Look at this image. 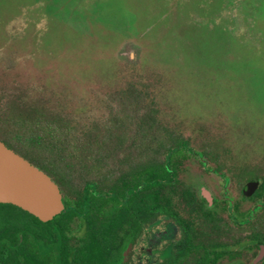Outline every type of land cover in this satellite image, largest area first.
<instances>
[{"label":"rangeland","instance_id":"obj_1","mask_svg":"<svg viewBox=\"0 0 264 264\" xmlns=\"http://www.w3.org/2000/svg\"><path fill=\"white\" fill-rule=\"evenodd\" d=\"M40 1L46 29L35 26L31 12L20 15L27 26L9 29L12 16L0 1L1 100L78 120L100 117L131 70L130 58L157 81L162 115L184 131L194 151L206 136L221 138L237 161L261 159L264 0H125L131 27L118 0L25 2ZM192 155L180 178L195 188H225Z\"/></svg>","mask_w":264,"mask_h":264},{"label":"trees","instance_id":"obj_2","mask_svg":"<svg viewBox=\"0 0 264 264\" xmlns=\"http://www.w3.org/2000/svg\"><path fill=\"white\" fill-rule=\"evenodd\" d=\"M0 1L12 16L9 29L27 26L22 17L28 12L38 16V29H46L43 1ZM117 4L131 27L133 12L125 0ZM125 60L131 70L124 71V81L100 117L78 120L37 104L0 99V140L57 183L65 207L43 222L16 205L0 203V260L5 264H118L120 224L133 227L150 207L171 204L178 190L194 188L178 177L194 153L190 138L162 115L157 81L145 77L133 59ZM198 152L238 189L258 180L253 196L263 195L264 154L257 162L237 161L221 138L206 136ZM249 220L264 221V197ZM252 240L264 242V236L253 233Z\"/></svg>","mask_w":264,"mask_h":264},{"label":"flooded vegetation","instance_id":"obj_3","mask_svg":"<svg viewBox=\"0 0 264 264\" xmlns=\"http://www.w3.org/2000/svg\"><path fill=\"white\" fill-rule=\"evenodd\" d=\"M198 163L203 174L214 169L208 161L203 163L199 158ZM216 175L224 184L227 175L222 172ZM244 184L240 189L232 188L231 195L225 188L178 190L171 204L150 207L143 214L144 220L133 227L121 223L117 263L255 264L264 242L253 241L252 234L264 236V221L253 222L249 216L251 209L263 199L264 192L260 197L253 196L255 191L246 195ZM74 231L82 232L81 227Z\"/></svg>","mask_w":264,"mask_h":264},{"label":"water","instance_id":"obj_4","mask_svg":"<svg viewBox=\"0 0 264 264\" xmlns=\"http://www.w3.org/2000/svg\"><path fill=\"white\" fill-rule=\"evenodd\" d=\"M206 163L205 158L194 151ZM218 174L220 171L212 170ZM225 189L229 180L225 178ZM258 180H249L243 186V192L249 195L258 186ZM205 189L204 187H201ZM205 196L208 197L207 194ZM209 198V197H208ZM0 203L16 205L43 222L64 211V203L57 183L42 169L35 166L0 140ZM262 206V200L251 209L249 219ZM264 249L261 248L254 263L262 260ZM0 264H5L0 260Z\"/></svg>","mask_w":264,"mask_h":264}]
</instances>
